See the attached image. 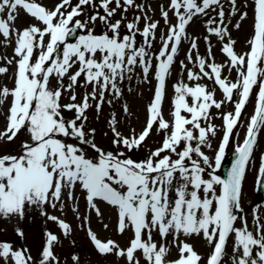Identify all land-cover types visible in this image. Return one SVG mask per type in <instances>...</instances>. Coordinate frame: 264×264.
<instances>
[{
    "label": "snow or ice",
    "instance_id": "6c2138e0",
    "mask_svg": "<svg viewBox=\"0 0 264 264\" xmlns=\"http://www.w3.org/2000/svg\"><path fill=\"white\" fill-rule=\"evenodd\" d=\"M228 4L226 15L222 0H169L160 12L167 31L161 30L160 47L155 49L160 21L149 15L150 6L137 0H56L51 7L42 0H0V42L12 46L10 58L0 56V75L16 66L13 86L0 85V107L11 97L3 113L6 123L0 130V143H12L27 133L14 154L0 152V219H23L29 206L56 208L59 203L63 210L67 193L80 221L78 227L101 256L114 255L126 264H141V257L144 264H264V216L254 210L250 228L241 206L246 173L264 130V0L244 3L253 25L248 50L242 52L236 51L229 25L239 15L232 25L239 29L249 11H241L237 0ZM133 9L140 15L129 20L126 13ZM20 10L36 23L17 28ZM201 16L207 17L206 55L199 53L200 38L187 32L194 18ZM97 22L103 31L96 30ZM210 36L217 38L225 61L216 62ZM72 37L74 42H70ZM184 40L190 41L185 56L188 64L183 60L179 64L181 74L186 71L192 83L181 79L174 85L166 119L162 111L166 82ZM137 69L144 82L150 75L156 80L147 119L139 132L132 128L125 135L113 112L108 124L115 150H105L95 142L96 129L87 127V113L95 108L98 117L105 104L112 106L114 99L122 98L121 84L131 81ZM233 71L234 80L230 79ZM217 89L222 99L216 98ZM253 95L256 103L245 138L237 144L235 162L222 178L216 170ZM229 103L232 111L219 112L223 135L213 162L204 151L212 148L211 140L218 133L211 110L219 111ZM122 112L131 114L127 103ZM65 113H72L71 118ZM153 133L163 134L159 145L147 148L143 158H133L131 153L145 147ZM89 150L95 155H89ZM256 183L264 188V156ZM77 185L86 201L84 214L75 203ZM98 202L115 209L118 234L131 232L126 246L101 239L93 231L89 213L103 218ZM42 214L58 226L63 237L72 235L73 227L66 219ZM15 231L24 236L21 229ZM61 235L47 231L35 259L27 248L0 241V264H67L56 252ZM193 235L211 248L206 256L180 239ZM169 237L171 246L178 249V258L173 260L168 259ZM229 239L233 241L231 253L227 251ZM70 243L74 246L75 240ZM70 258L72 264H80L79 254Z\"/></svg>",
    "mask_w": 264,
    "mask_h": 264
},
{
    "label": "rangeland",
    "instance_id": "374dc122",
    "mask_svg": "<svg viewBox=\"0 0 264 264\" xmlns=\"http://www.w3.org/2000/svg\"><path fill=\"white\" fill-rule=\"evenodd\" d=\"M42 2L51 7L56 0H42ZM138 3L145 4L150 6L151 11L149 15L153 17L155 20L160 21V28L157 29V40L154 44L155 49H159L160 42L159 36L161 30L167 31L164 26V21L161 18V5L167 8L169 0H137ZM226 15L230 5L228 4V0H222ZM248 0H237L238 5L240 6L241 11H249V17L243 21H241V26L239 29L232 27L238 20L239 15L231 18V24L229 25L232 38L237 41L236 51L242 52L248 50L247 41L252 33V13L249 9L244 8V3H247ZM135 15H140L138 10H130L126 13V16L129 20L133 19ZM215 15V13H213ZM172 16L170 12V17ZM119 18V17H117ZM206 19L207 17H197L190 23L187 28V32L190 36L199 37L200 39L197 41L199 53L201 55H206L207 45L203 37L208 35L206 32ZM175 18H172V23H175ZM30 23H36V21L28 16L23 10H20L18 19L15 22V26L17 28H24L28 26ZM141 27H143V21H141ZM99 31H103V27L97 22V29ZM138 41H141V37H137ZM210 42L212 44L213 55L215 56L216 62L225 61L226 57L219 51L220 44L215 36L209 37ZM190 47V41L184 40L181 44L180 51L177 56V61L173 66L172 75L168 78L166 82V92L165 99L162 105V111L166 119H169L170 111L172 108V101L174 98V85L181 79L186 83H192L187 81V73L186 71L181 74L179 61L183 60L185 64H188V61L185 59L186 53ZM195 57V52L193 53ZM0 56H12V46H5L2 42H0ZM15 64H13L9 68V72L4 75H0V85H6L9 88L13 86V74L15 72ZM189 67H192L189 64ZM195 70V69H194ZM236 73L233 71L230 74V79H235ZM54 83V82H53ZM203 83L209 84L211 86V82L204 80ZM156 80L153 75L149 76L148 82H144V78L139 69L136 70V73L133 74V79L131 81L125 80L121 87L124 89L123 97L120 99H114L113 105L109 106L105 104L103 106L102 111L97 117V113L95 108L90 109L87 113L89 117V123L87 125L88 128H95V142L97 145L105 150H115V146L111 144L112 141V132L109 130L108 120L111 117L113 112L116 113L117 119L121 121L119 128L120 131L127 135L130 129L135 128L137 132H139L145 124L147 119V105L151 102L154 92H155ZM131 88V91L128 89ZM90 91L91 89H87ZM84 89H78V92H83ZM112 99V97H108ZM216 98L222 99V94L217 89ZM11 97L8 98V101L0 107V130H3L5 127V118L3 113L7 112L8 103H10ZM67 103V100L63 101ZM127 103L130 109V115L124 114L122 112V105ZM256 103L255 95H253L250 99V103L246 106V111L242 114L241 122L238 124L237 128L234 129L233 138L230 140L229 146L226 149V154L224 159H231L235 154V148L237 144L242 143L243 139L246 135V128L248 126V121L253 114L254 106ZM233 104L229 103L226 106L222 107L221 110L212 109L213 114V123L216 124L218 128V133L215 138L211 140L212 148H205L204 151L208 154L214 162V157L216 154L217 146L221 142L223 129L222 124L223 121L219 117V112L223 111H232ZM66 117L71 118L72 113H65ZM106 133V135H105ZM163 134L157 135L155 133L152 134L151 138L147 141V145L142 147L139 150H134L131 155L133 158L140 157L143 158L146 155V149L152 148L155 149L161 141ZM27 139V133H24L19 136L17 140L12 143H0V152H12L13 154L19 148V145L23 140ZM65 140L71 141L69 138H64ZM123 150V149H121ZM89 155H95V153L91 150L88 151ZM264 156V130L261 131L257 145L254 148V154L250 161L249 170L246 173V178L243 183L242 189V199L241 206L244 208V214L248 219L250 228L253 226V211H256V214L264 216V200L261 199L256 193V180H257V170L259 168L261 157ZM216 174L219 175V169L216 170ZM219 191V189H218ZM74 195L76 197L75 203L79 207V211L81 214H84L86 211V201L84 199V193L81 191L79 185H77ZM64 199L66 201L65 207L63 210L60 209L59 203L56 208H51L48 206L37 207V206H29L26 210L25 216L23 219L18 217H14L11 219H0V241L10 242L13 245V248H27L35 259L40 252L42 251V247L46 240L45 233L47 231L56 232V234H60V230L58 226L47 219V216L43 215L42 212H46L48 215H55L60 217L61 219H66L73 227V233L69 237L65 238L61 235V244L56 247V252L58 255L66 260L67 264H72L71 255L73 253H77L80 255V264H126L125 260L122 258H118L114 255L109 256H101L96 253L92 244L90 243L86 233L84 230L78 227L80 221L76 219V215L72 212L70 205L73 204V201L67 200V193H64ZM98 206L101 208L103 212V218L98 219L94 212L89 213L90 215V223L93 231H95L101 239L111 238L118 241L122 247L126 246L131 232H126L124 234H118L116 232V212L115 209L111 206L107 205L105 202H98ZM108 224L109 228L105 230L103 228V224ZM239 226V223L237 224ZM19 228L24 232L23 237H19L16 234V229ZM181 240H185L186 242L193 245L194 249L201 254L202 256H206L211 248L207 245L206 241L202 237H197L195 235L190 238H185L184 236L180 237ZM75 240V245L73 246L70 241ZM168 242L170 244V255L168 259L173 260L178 258V249L175 246H171L172 237L168 238ZM232 239H229L227 245V251L231 253L232 251ZM139 255V254H138ZM141 264H144V261L141 257Z\"/></svg>",
    "mask_w": 264,
    "mask_h": 264
},
{
    "label": "water",
    "instance_id": "95a60500",
    "mask_svg": "<svg viewBox=\"0 0 264 264\" xmlns=\"http://www.w3.org/2000/svg\"><path fill=\"white\" fill-rule=\"evenodd\" d=\"M73 39H75V38L74 37L70 38V41H72ZM235 159H236V155L234 156V158L231 162L226 161L222 164L221 175L223 178L226 177V174L231 169V166L235 162ZM257 194L259 197H261L264 200V188H261L259 185H258V189H257Z\"/></svg>",
    "mask_w": 264,
    "mask_h": 264
}]
</instances>
